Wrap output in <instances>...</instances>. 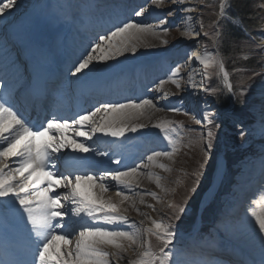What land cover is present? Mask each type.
Masks as SVG:
<instances>
[{
  "label": "snow or ice",
  "instance_id": "snow-or-ice-1",
  "mask_svg": "<svg viewBox=\"0 0 264 264\" xmlns=\"http://www.w3.org/2000/svg\"><path fill=\"white\" fill-rule=\"evenodd\" d=\"M150 4L162 8L165 0H150ZM15 6H17V0H6L0 3V16ZM186 10L191 11V9ZM146 11L147 9L141 6L134 9L133 14L144 16ZM219 14L221 16L224 14L223 3L220 5ZM167 23V19H161L156 26L131 20L122 22L107 34L99 36L94 46L81 54L71 75H86L98 63L113 60L126 51L135 53L137 42L147 35H158L157 28L167 33L169 29L164 27ZM186 34H193L190 25L186 28ZM195 34L199 35V33ZM204 35L209 34L205 32ZM163 43L167 45L168 41L163 40ZM18 60L19 57L13 63L15 64ZM197 60L203 66V76L210 79L213 75L210 70L215 69L227 90L232 91L233 86L228 79L229 73L225 69L222 57L205 52L197 56ZM181 67L176 66L169 77L177 88L181 87L179 83ZM189 79H192L191 76ZM167 82L161 80L157 88L163 92V85ZM4 87V84L0 83V89ZM204 90L209 91L208 88ZM216 91L217 89H211L213 94ZM169 95L170 93L163 92L162 98H167ZM148 108L164 110L157 108L152 99H141L138 102L136 100L109 102L78 114L71 121L53 117L38 125L27 118L13 102L11 88L8 89L7 94L0 95V198H4L0 201V217L11 212L26 217V222L30 225L31 240L30 249L25 258L0 259V264H118L119 260L123 259L121 253L127 252L133 246H135L134 251L143 250L137 251L136 257L130 259L128 264H221L215 256L203 253L201 240L195 234L190 233L187 242L178 239V231L173 221L179 220L184 214V202L169 203L168 207L173 210V214L167 223L164 222V216L167 214L156 220L148 216V213L137 209L140 215L148 217L151 226L141 228L135 222L131 223L129 230L110 229L105 226L129 223L128 217L121 214L120 205L104 198L103 194L109 191L110 187L117 189L116 195L128 200L126 191L134 192L133 185L138 177L146 176L148 179H154L156 185L166 194L169 192L160 183L163 177L150 171L143 172L141 169L155 166L164 171H171L168 165L159 163L158 158L172 160L179 151L177 140L172 135L177 127L175 122L162 120L152 125L164 134L170 150L153 151L146 157L147 164L136 165L124 171H103L98 174L84 171L82 174H77L80 169L86 168V165L77 159L71 165L75 171L67 173L57 171L56 162L61 159L59 154L63 150L70 149L73 152L85 154L96 151L95 148L77 138L91 140L97 133L104 136L123 137L127 131L136 132L138 129L146 128L147 124L130 126L129 122L144 115ZM169 110L181 111L180 108ZM101 113L107 115L101 117L103 122L97 123L94 118ZM206 119L212 127H209L207 131L205 163L211 154L213 127H219L213 119L207 116ZM262 121H264V115H262ZM73 127L76 129V138L68 135V131ZM96 154L108 155L107 152ZM8 160L12 162V167L5 163ZM114 162L120 164L121 160L117 158ZM203 168L204 163H201L193 173L196 179L188 192H196L199 178L203 175L200 169ZM109 179L114 182V185L105 183ZM59 188L67 189V191L61 194L56 191ZM144 194L152 196L157 202H162V198L156 192ZM259 202H264V194L260 196ZM66 203L70 206L69 210H65ZM141 203H144L143 199ZM257 203L258 201L252 202L248 214L255 238L259 241L261 248L260 264H264V213L256 210ZM147 207L156 211L154 204H148ZM69 212L80 220L66 221L65 217H69ZM89 220L92 223H88ZM153 238L156 241L155 245ZM107 246L114 247L118 251L109 253L105 250ZM111 255L116 256L115 262L109 259Z\"/></svg>",
  "mask_w": 264,
  "mask_h": 264
},
{
  "label": "bare ground",
  "instance_id": "bare-ground-1",
  "mask_svg": "<svg viewBox=\"0 0 264 264\" xmlns=\"http://www.w3.org/2000/svg\"><path fill=\"white\" fill-rule=\"evenodd\" d=\"M74 1L75 0L17 1V6L7 10L3 16H0V21L2 22L0 25V49H2V52L10 48L9 47L10 45L8 44V42H6V35L4 32L7 24H10V26L13 27L11 36H15L25 31L27 32V30L34 31L33 30L34 26L32 25L34 24V22H36L37 18H38L37 22H39V18H42L43 16L44 18L42 19H46L44 21L46 24L42 25L44 28H46L49 22L51 24H55V23L60 24V22H62V26L66 28L70 25L69 22L67 23L68 19L73 20L72 18L76 19L80 17V10L78 6L74 4H70ZM4 2H6V0H2L1 3ZM82 2L88 4L90 3V0H85ZM142 2H144V0H101L99 4L103 6L102 7L103 9H105L106 7H112L115 13L120 14V16H122L125 19L123 22H126L131 20V15L133 13V10L138 9L139 4ZM170 3L171 0H165L164 5L170 7ZM46 6L49 7L50 9L49 12L45 11ZM142 7L147 9V11L145 12L144 16H136L137 21L135 22L148 23L154 26L159 25L160 8H157L156 6L151 5L149 3L145 4ZM100 9L101 7L98 4H96V6L92 10L95 13H98ZM188 20H189L188 16L180 15L174 19V23L176 22L179 23L180 21L186 22ZM155 21L158 23H156ZM37 22L36 24L38 25ZM157 33L158 35H147L141 41L137 42L138 46L135 53L126 51L122 56H117L113 60L98 63L95 67H92L91 71H88L86 75L78 74L77 77L74 79V81L78 78V76L82 77L83 75H85L86 79L88 80L87 86L95 85L96 79L99 76V73H101L99 71L105 70L106 67L109 65L120 63L127 58L133 59L136 57H140L142 55H149V59L146 60H152L154 58V56H152V53L159 51L161 49L160 39L164 40L163 31L157 28ZM34 40L35 43L37 44L40 39L35 38ZM150 68L154 69L153 74L148 72V69ZM189 72L190 70L186 71L185 73H180L179 83L181 87L177 88L175 84H173L169 80L170 77L169 74H166L164 76L163 73L160 72L159 64L157 62H145L142 67H139V69L137 70L138 75L134 74V76L140 77V80H142L141 77L144 76L146 80L142 81L143 83L142 88L149 89V90L146 89L143 96L147 97L146 99H152L153 102L156 104L157 108H163L164 110L157 111L156 108L146 109L145 114L141 118L130 121L129 124L130 126H135L137 124H147L148 127L138 129L136 132L127 131L128 134L124 135L123 137H112V136L102 135L101 138H99L100 140L99 142L101 143L100 147H97V145L96 147H94L96 143L92 139L84 140V142L90 145L91 147L98 148L96 149L95 152H89L90 153L89 155L93 159V163L99 164L97 160H109L111 163L110 171H116V170L124 171L127 170L128 168L135 167L136 165L147 164L148 161L146 157L148 155H151L153 151L170 150L169 148H167L166 144H162L159 142L158 136H156V134L157 132H160V130L155 127H152V125L162 120L171 121L172 111H170L169 109L174 108L173 103L176 101V99L174 98L179 96L186 89L185 84L181 80L187 79L188 83L192 82V79L190 80L189 78H187V74ZM192 76L193 75H191V78ZM161 80L168 81L163 85V92L170 93V95L167 98H162L163 92L157 88V85ZM187 96L191 97V94L189 93ZM257 96H259V104H261L262 107H264V92H262L261 94L258 90ZM111 143H113V145H111ZM106 150L111 152L109 159L106 156H100L96 154L99 152H105ZM180 154H182L181 151ZM117 158L121 160L120 164L114 162ZM158 162L168 165L171 168V171H164L163 169L155 166H151L149 168H142L141 171L143 172L150 171L152 173L159 175L160 177H163L160 183L164 186V188L170 190V187L174 183V177L176 176V169L181 166V162L175 156L173 157L172 160H169L164 157H160L158 158ZM5 163H8L9 167L13 166L10 160L5 161ZM258 174L260 176L252 180V182H254L252 189H256L255 192L256 193L259 192L262 195L264 194V189L262 190L260 183L261 181L264 180L263 166L258 169ZM221 178H222V173L220 172L218 178V184L220 183ZM105 183L109 185H114V182H112L111 180H106ZM133 187L135 188L134 192L126 191V194L129 197L128 200H124L122 196L116 195L117 189L115 187H110L109 191L103 194L105 199H110L114 203L119 204L121 214L127 216L129 219L128 224L118 223L116 225H105L106 227L110 229L115 228V229L129 230L131 228L132 222H135L141 228H147L151 226V221L148 219V217L140 215L139 212H137V209H139L140 212L148 213V216H150L152 219H156V220L160 219L157 212L162 209L161 208L162 203L166 201L167 198H169V192L166 194L160 187L156 185L154 179H148L146 176L138 177ZM97 191L99 190L97 189ZM145 192H156L158 196L162 198V202H157L152 196L144 194ZM3 199L4 198H0V201H2ZM142 199L144 203H141ZM240 199L244 201L247 198L245 196H241ZM196 203L197 201L195 203L193 201L190 202V204H193L192 206H196ZM148 204H154L156 207V211H152V209L148 208L147 207ZM257 206H261L264 209V202H258ZM65 210H68V207L65 206ZM9 214H14V216L16 217L14 219L17 222H14L13 224H19V226L22 225V227H26L28 225V223L26 222V217H22L15 212H11ZM125 244L127 245V242H125ZM133 248H135V246H133ZM133 248H129L127 252L121 253L123 259H120L118 264H128L130 259H134L136 257L137 251L143 250V249H136L134 251ZM0 249H2V247H0ZM105 250L108 251L109 253H116L118 251L117 249L111 246H107ZM201 250L205 255L215 256L217 259L221 261V264H251V261L249 260V257L247 255H242L240 253H237L236 249H234L233 247H229V246H225L221 248L210 247L208 249H201ZM109 259L115 262L116 256L111 255Z\"/></svg>",
  "mask_w": 264,
  "mask_h": 264
},
{
  "label": "rangeland",
  "instance_id": "rangeland-1",
  "mask_svg": "<svg viewBox=\"0 0 264 264\" xmlns=\"http://www.w3.org/2000/svg\"><path fill=\"white\" fill-rule=\"evenodd\" d=\"M185 1L188 2V3L191 2L193 5L195 4L193 6L194 9H192L195 12V16L194 17H191L190 20H191V22H193L192 25H191L193 27V31H195L196 33H199V32H201L200 20H199L200 19L199 18V11H200V6L202 5L201 4V1L200 0H185ZM174 5H176L178 12H175V13H173L171 15L168 14L169 13V11H168L169 8L167 6H163L162 8H160L161 13H160L159 19L160 20L161 19H167L168 23L164 27L165 28H168L169 30H173L174 29V24L175 25L177 24V23H174L175 16L176 15H181L182 10H184L183 8H181V10H180V8H179V7H181L180 5H182L181 3L174 2ZM183 24H185V23L184 22H180L179 27H181ZM163 34L166 35V33H164V32H163ZM183 34H181L175 40L169 38V36H168L167 39L165 37L164 40H167L168 41L167 45H165L163 43V40L160 39L161 48H163V49L160 50V52L162 51L161 54H163V55L165 54V56H167V59L168 60L170 59V56H168L169 55V52L168 51L171 50V49H173L176 46V43L179 42L178 44H182V43L185 42V39L187 38V35L188 34L185 33L186 36H183ZM196 44H197V46H199L200 45V42H198ZM262 86H264V82H262L258 87L254 88L253 91L254 90H258ZM182 94H183V92L180 95H182ZM255 98H253V97H250L249 98V99H251L252 105L255 104L254 101L252 102V99H255ZM200 102H201L200 100H199V102H197L195 100V104H198ZM180 108H182L183 110H185L187 107L184 104ZM189 111L190 110H187V113H189ZM259 112H262V110L259 111ZM142 116H140L139 118H141ZM180 116H183V115H180ZM172 117H174V121L173 122H176V119L179 118L178 115H175V112H172ZM195 117L194 116H191V121H193L192 119H194ZM188 120L190 121L189 118H188ZM225 123L227 124L226 120H225ZM195 124H201V120L195 122ZM194 130L198 132V130L196 128H194ZM223 130H224V132H226V129L225 128H223ZM199 133L201 134V139L198 140V138H195V140H193V142H192V145H191L190 150L183 149L182 150V154H180V156H175L181 162V166L179 167V173L177 174V171H176V175H179L181 171L182 172H187L188 169H192V166L194 164H196L197 162L200 161L199 158L203 157L204 150H205L204 133H203V131L202 132H199ZM255 136H257V131H256V135ZM177 142L179 143L180 141L177 140ZM196 154H197V156H196ZM198 156H200V157L197 158ZM215 162H218L219 163V167H220L219 173L221 171H224L225 170L224 162H223L222 158L219 159V160H217V161L215 160ZM204 169H205V165H204ZM248 169H250V168H248ZM248 169L245 168L240 174H238V181H237L236 191L239 192V193H241L242 190L244 188H246V186H248L247 185L248 184V177H247V175H248L247 170ZM227 176L228 175L225 174V172H224L223 173V177L224 178L222 179L221 183L214 190L212 189L214 185L211 186L210 187V191L205 195V197L203 199V200L206 201L205 202L206 203L205 204V207H208L209 204H211V203L215 205V206H213V208H212L213 210L212 211H216V209L218 207H220L221 204L224 205V202H225V206H224V209H225L226 207L231 206V204L234 203L238 199V196H232L229 199H228V197H224L223 198V203H222V199H220V197L218 195L219 188H221L223 186L222 185L223 182L224 181H227V179H229V176L228 177ZM175 177H174V183H175ZM177 177H182V175L180 174ZM178 184H179V182H178ZM249 185H250V182H249ZM201 186L202 185H199V188H201ZM173 193H174V190L171 189V187H170V190H169V198H167V200L162 203V207L161 208L163 210L159 211L158 212V215H160V216L164 215L165 211L167 210V206L169 205V203L171 201L172 195H174ZM239 193H237V194H239ZM219 210H221V209H219ZM256 210L258 212L264 213V209L262 207H260V206H259V209H256ZM197 221L198 222L201 221V218L198 217ZM225 232H226V234H228V236H230L231 242H234L235 243L233 245L240 246L243 250L245 249L243 246H245V247H247L249 249L250 254L252 256L253 255H258L259 257H261L260 244H259V241L255 238V235H254V232H253V225H252V222H251V218L249 220H245L244 222H242L241 225H237L235 227L229 226V227H227L226 230L223 229L222 232H221V234H223Z\"/></svg>",
  "mask_w": 264,
  "mask_h": 264
},
{
  "label": "trees",
  "instance_id": "trees-1",
  "mask_svg": "<svg viewBox=\"0 0 264 264\" xmlns=\"http://www.w3.org/2000/svg\"><path fill=\"white\" fill-rule=\"evenodd\" d=\"M237 14L243 24L245 25V28L248 31H256V28L258 26L259 20L255 19V13L257 5L251 0H239L237 2ZM239 36L243 35L239 31ZM238 37L235 31L230 26H225L224 29V37L222 40H224L223 48L227 51L232 47V44L235 42V38Z\"/></svg>",
  "mask_w": 264,
  "mask_h": 264
}]
</instances>
